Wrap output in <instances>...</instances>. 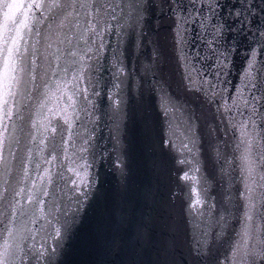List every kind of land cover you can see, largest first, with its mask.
I'll return each instance as SVG.
<instances>
[{"label":"clouds","instance_id":"9594fccd","mask_svg":"<svg viewBox=\"0 0 264 264\" xmlns=\"http://www.w3.org/2000/svg\"><path fill=\"white\" fill-rule=\"evenodd\" d=\"M247 4L253 44L236 87L261 92L248 101L255 114L264 98V16L253 28L258 10ZM27 9L0 50L12 72L0 116V264H66L102 169L113 174L117 198L128 195L137 129L150 174L164 175L163 153L173 154L172 175L188 192L189 174L198 173L200 201L178 202L179 187L165 197L149 179L139 192L133 264H264V131L251 115V139L228 143L215 130L220 108L212 105L231 84L237 46L224 23L201 20L200 37H211L202 59L211 49L219 79L203 67L201 86L189 91L200 53L188 55L194 39L184 25L195 16L177 0H30Z\"/></svg>","mask_w":264,"mask_h":264},{"label":"water","instance_id":"95a60500","mask_svg":"<svg viewBox=\"0 0 264 264\" xmlns=\"http://www.w3.org/2000/svg\"><path fill=\"white\" fill-rule=\"evenodd\" d=\"M216 7L208 4V0H187L188 11L191 9L194 14V20L189 21V27L192 29L194 42L191 44L192 51L199 52V56L193 58L195 91H198L201 86L200 70L205 67L210 71L203 73L204 77L209 80H216L215 70H212L214 60L211 58L212 50L209 49L207 59H202L204 49L207 46V39L211 37L206 35L205 39L200 37L199 24L205 17L211 16V23L215 24L217 19L224 23L228 29L227 38L231 41L236 39L237 46L232 57L233 73H230L231 84L225 85L227 92L222 96H216L212 105L213 110L216 107L220 108L219 113L215 115V130L217 134L226 142L231 143L234 135L239 137L241 141L251 139L250 122L248 116L256 121L257 128L264 131V98L255 101L256 113L252 114L251 105L248 101L254 96H260L261 92L253 90L248 92L247 88L240 85L237 91L236 85L239 84V73L247 60V53L251 48L253 41L249 40L254 34L249 28L248 21L244 18V9L248 7L247 0H215ZM252 8H256L257 14L251 16L252 27H256L261 22V17L264 16V0H252ZM237 9H241L242 14L236 16ZM260 58L264 59V49H261ZM198 61L201 62L198 68ZM198 103V101H196ZM219 255V253H217Z\"/></svg>","mask_w":264,"mask_h":264},{"label":"snow or ice","instance_id":"6c2138e0","mask_svg":"<svg viewBox=\"0 0 264 264\" xmlns=\"http://www.w3.org/2000/svg\"><path fill=\"white\" fill-rule=\"evenodd\" d=\"M4 5H6V10L2 11L4 19L8 21L9 19L16 16L17 12L21 9L22 5L15 2V0H0V8H3ZM27 11H24V18L27 19ZM11 57V53L9 58ZM5 70L11 71V69L8 66V62H5Z\"/></svg>","mask_w":264,"mask_h":264}]
</instances>
